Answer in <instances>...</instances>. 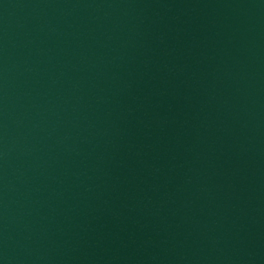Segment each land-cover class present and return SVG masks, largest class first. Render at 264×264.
I'll return each instance as SVG.
<instances>
[{"label": "water", "instance_id": "water-1", "mask_svg": "<svg viewBox=\"0 0 264 264\" xmlns=\"http://www.w3.org/2000/svg\"><path fill=\"white\" fill-rule=\"evenodd\" d=\"M0 264H264V0H0Z\"/></svg>", "mask_w": 264, "mask_h": 264}]
</instances>
